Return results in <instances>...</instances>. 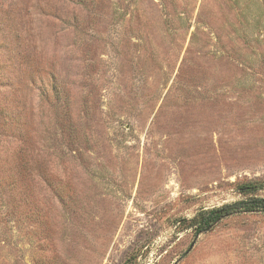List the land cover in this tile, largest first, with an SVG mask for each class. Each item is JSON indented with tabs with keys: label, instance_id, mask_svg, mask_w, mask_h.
<instances>
[{
	"label": "rangeland",
	"instance_id": "rangeland-1",
	"mask_svg": "<svg viewBox=\"0 0 264 264\" xmlns=\"http://www.w3.org/2000/svg\"><path fill=\"white\" fill-rule=\"evenodd\" d=\"M251 194L264 0H0V264H264Z\"/></svg>",
	"mask_w": 264,
	"mask_h": 264
},
{
	"label": "trees",
	"instance_id": "trees-1",
	"mask_svg": "<svg viewBox=\"0 0 264 264\" xmlns=\"http://www.w3.org/2000/svg\"><path fill=\"white\" fill-rule=\"evenodd\" d=\"M241 188L249 191L251 186L243 185ZM236 212L264 213V197L251 194L232 202L224 203L219 207L200 211L192 219L195 223V233L210 230L220 218Z\"/></svg>",
	"mask_w": 264,
	"mask_h": 264
}]
</instances>
